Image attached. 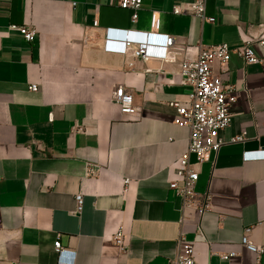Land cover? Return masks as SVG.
<instances>
[{"label": "crops", "instance_id": "1", "mask_svg": "<svg viewBox=\"0 0 264 264\" xmlns=\"http://www.w3.org/2000/svg\"><path fill=\"white\" fill-rule=\"evenodd\" d=\"M195 1L142 0L132 21L115 0H0V264H167L180 255L181 236L196 264H254L240 239L250 228L248 239L264 248V161L242 154L264 148V48L255 42L264 36V0H205L213 23L192 16ZM24 25L33 42L9 29ZM107 29L173 43L163 58H137L134 45L104 50ZM246 41L261 62L233 55L223 72L212 66L236 98L223 144L200 163L190 158L210 210L182 214L169 188L180 184L188 146L168 105L188 101L180 65L199 45ZM118 86L131 94L135 116L111 102ZM119 228L124 249L112 242ZM56 241L71 261L58 258ZM229 252L237 256L222 261Z\"/></svg>", "mask_w": 264, "mask_h": 264}, {"label": "built area", "instance_id": "2", "mask_svg": "<svg viewBox=\"0 0 264 264\" xmlns=\"http://www.w3.org/2000/svg\"><path fill=\"white\" fill-rule=\"evenodd\" d=\"M141 4L142 0H115L116 7L132 12V21L135 20L136 12L140 9ZM190 9L192 16L198 20L207 23L214 22L212 17L205 16V0H196L190 5ZM172 13L179 14L178 8H173ZM9 29L17 30L28 43L34 40V30L28 26H10ZM255 42L264 48V36L258 38ZM172 43L173 38L169 36L107 29L104 50L123 54L125 50L134 45L133 54L137 58L150 56L163 58L164 51L171 47ZM252 43V41H246L240 47L233 49L226 43L209 46L199 45L196 58L180 65L179 76L182 85L188 89V101L185 104L170 102L168 105L173 107L176 112L173 123L188 130V146L186 152L178 159L180 184L171 183L169 188L179 198L182 214L185 211H190L199 217L210 210L209 195L198 193L194 188L198 174L192 169L190 158L193 157L196 163H200L208 155L216 154L219 151L223 144L220 136L230 124V108L236 101L234 89L231 86L224 85L220 76L213 73L212 66L214 63L219 64L221 72H223L225 65L233 55L241 59L245 65L261 62L250 49ZM151 49L157 51L151 53ZM28 90L36 92L37 86L31 84L28 86ZM111 102L117 105L121 115H136L132 105V96L122 86H118L111 93ZM233 140L240 142L242 136H236ZM242 159L245 161H264V148L254 152H245L242 154ZM127 182L128 180H125V184ZM74 200L76 212L80 213L82 210V196L77 194ZM249 231L250 228H244L240 246L242 250L253 257L254 264H259V258L264 254V248L253 245L248 239ZM125 238L126 236L119 228L113 233L112 242L124 249ZM53 246L58 258L65 257L71 261L72 254L64 250L58 241ZM178 246L181 252L180 255L167 264H196L194 245L185 241L181 236L178 239ZM236 256V253L229 252L221 254L220 259L227 262Z\"/></svg>", "mask_w": 264, "mask_h": 264}]
</instances>
